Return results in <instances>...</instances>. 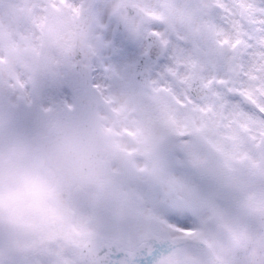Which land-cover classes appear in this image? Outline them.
<instances>
[{"label":"snow or ice","instance_id":"6c2138e0","mask_svg":"<svg viewBox=\"0 0 264 264\" xmlns=\"http://www.w3.org/2000/svg\"><path fill=\"white\" fill-rule=\"evenodd\" d=\"M2 8L38 31L85 11L68 0ZM92 8V57L112 47L105 18L135 34L145 20L163 22L175 44L151 33L157 61H168L154 79L106 67L119 91L101 96L103 112L61 98V62L37 53L22 75L0 54V264H264V0ZM217 10L229 11L228 30ZM60 53L73 66V49ZM88 87L82 78L72 98Z\"/></svg>","mask_w":264,"mask_h":264},{"label":"clouds","instance_id":"9594fccd","mask_svg":"<svg viewBox=\"0 0 264 264\" xmlns=\"http://www.w3.org/2000/svg\"><path fill=\"white\" fill-rule=\"evenodd\" d=\"M69 3L79 6L81 0H68ZM118 0H112V4L117 3ZM153 7L158 6L160 0H142ZM181 3L182 0H177ZM227 9H231L232 6L239 2V0H220ZM51 3H56L59 6V0H40L42 7H49ZM98 6V5H97ZM157 10H159L157 8ZM217 24L221 25L225 30L230 27L231 15L229 11L217 10ZM43 14V13H41ZM139 22V20H138ZM109 23V30L112 33V47L103 52L102 59L91 56V49L96 46L98 36L97 26L95 21L89 16L84 24L85 39L83 41L78 40L73 48L71 56L72 65L66 71L63 62V56L61 55L59 46L61 42L55 36L43 35L42 40L46 47H50L54 53V60L61 62V66L58 68L55 80H76L80 81L82 78L87 80L89 85L87 91L82 93L78 99L69 98L70 103L77 105V108L81 105H88L91 101L101 102V96H109L119 91V82L112 78L111 73L105 71L106 67L115 66L121 71L122 75L127 80L135 79V81H143L145 79L156 78V74L160 72L163 66L168 63L166 58H160L157 61V55L159 52L158 40L151 35L154 31H159L166 38L170 39L175 44L174 35L167 30V26L163 22L148 21L141 25L140 33L135 34L126 28L123 24L119 23L116 19H112ZM40 33L37 32V36L40 37ZM117 36L120 37V42H116ZM220 37L219 39H222ZM151 46V57H145L144 51ZM9 48L7 40L0 41V54H6ZM171 50V49H170ZM89 56V70L85 72L83 64L85 56ZM135 64V73L124 70V66ZM146 67L151 68V73L144 71ZM183 71V69H181ZM99 85V92L94 90L92 86ZM138 90H143L139 84H137ZM48 94L55 96L56 88L54 84H50L48 87ZM114 107L117 105H113ZM129 120L135 119V114H129Z\"/></svg>","mask_w":264,"mask_h":264},{"label":"flooded vegetation","instance_id":"af4514ba","mask_svg":"<svg viewBox=\"0 0 264 264\" xmlns=\"http://www.w3.org/2000/svg\"><path fill=\"white\" fill-rule=\"evenodd\" d=\"M72 83H73V82H72L71 79L68 80V85H69V86H65L66 88H65V89H62V91H61V93H60L61 98H63V97H67V98L69 99V96H67V92H68V88H69V87L71 88Z\"/></svg>","mask_w":264,"mask_h":264},{"label":"rangeland","instance_id":"374dc122","mask_svg":"<svg viewBox=\"0 0 264 264\" xmlns=\"http://www.w3.org/2000/svg\"><path fill=\"white\" fill-rule=\"evenodd\" d=\"M11 3L13 4V1H11ZM3 4H4V2H3ZM3 4H2V5H3ZM2 10H3V8H2ZM1 12H2V11H1ZM2 16H3V15H2V14H0V17H2Z\"/></svg>","mask_w":264,"mask_h":264}]
</instances>
